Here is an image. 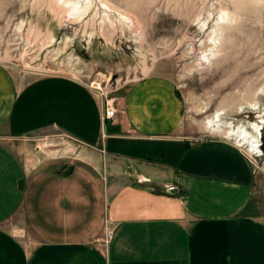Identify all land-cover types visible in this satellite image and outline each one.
I'll list each match as a JSON object with an SVG mask.
<instances>
[{
	"label": "crops",
	"instance_id": "1",
	"mask_svg": "<svg viewBox=\"0 0 264 264\" xmlns=\"http://www.w3.org/2000/svg\"><path fill=\"white\" fill-rule=\"evenodd\" d=\"M114 99L103 119L81 80L0 65V264H264V200L243 150L185 132L167 76ZM45 130L103 153L105 177L92 159L26 165L9 140Z\"/></svg>",
	"mask_w": 264,
	"mask_h": 264
},
{
	"label": "rangeland",
	"instance_id": "2",
	"mask_svg": "<svg viewBox=\"0 0 264 264\" xmlns=\"http://www.w3.org/2000/svg\"><path fill=\"white\" fill-rule=\"evenodd\" d=\"M217 18L216 51L201 64L199 44L212 27L198 28ZM248 54V63L257 62L249 74L226 60ZM0 65L12 74L71 76L101 99L115 98L141 78L167 76L182 101L185 132L211 135L202 121L217 110L230 124L264 116V0H0ZM258 140L264 151V122ZM9 143L30 168L92 159L105 177L103 153L62 132L45 130ZM254 168L264 200V155ZM16 232L27 237L23 229Z\"/></svg>",
	"mask_w": 264,
	"mask_h": 264
},
{
	"label": "bare ground",
	"instance_id": "3",
	"mask_svg": "<svg viewBox=\"0 0 264 264\" xmlns=\"http://www.w3.org/2000/svg\"><path fill=\"white\" fill-rule=\"evenodd\" d=\"M212 21V20H211ZM216 22L212 25L204 27L200 26L198 29L200 32L207 30L210 26L212 27L208 36L203 38L199 44V47L202 49L203 56H199L197 59L201 64L205 63L209 60L212 54L216 51L217 46V38L219 36L217 29L218 25L220 26V21L217 18ZM222 24V23H221ZM240 50V49H239ZM251 55H244V58L240 60L238 56L227 57L226 60L228 63L232 64L237 62L236 65L238 67L237 72L239 74H246L255 69L257 66V62L248 63L251 60ZM224 64V62H223ZM247 74V75H248ZM238 76V75H237ZM244 77V76H243ZM242 77V78H243ZM239 78V77H237ZM260 111V110H257ZM223 112L220 110L215 111L211 115H208L203 119L202 125L205 130L214 135H223L228 139H232L236 141L238 144L244 146L247 151H252L258 145V137L260 134V130L262 127V123L264 122V116L261 114L259 117L261 118V122L258 121H250V120H242L240 123L230 124L227 120L222 116ZM249 133V136L247 135ZM251 137V138H250Z\"/></svg>",
	"mask_w": 264,
	"mask_h": 264
},
{
	"label": "built area",
	"instance_id": "4",
	"mask_svg": "<svg viewBox=\"0 0 264 264\" xmlns=\"http://www.w3.org/2000/svg\"><path fill=\"white\" fill-rule=\"evenodd\" d=\"M103 99V119L107 118H113L117 113V108L115 106V99L114 98H107L104 96ZM244 154L247 156V158L250 160V162L255 166L257 163V158L264 155V151L262 148V142L259 141V144L256 145V148L250 151L243 150ZM111 231L108 230L105 235V241L110 236Z\"/></svg>",
	"mask_w": 264,
	"mask_h": 264
}]
</instances>
